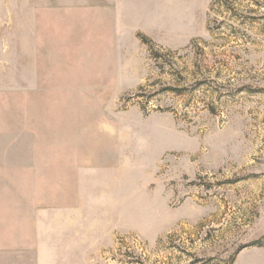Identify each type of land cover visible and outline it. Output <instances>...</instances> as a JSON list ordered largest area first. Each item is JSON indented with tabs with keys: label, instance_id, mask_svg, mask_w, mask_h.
Returning <instances> with one entry per match:
<instances>
[{
	"label": "rangeland",
	"instance_id": "rangeland-1",
	"mask_svg": "<svg viewBox=\"0 0 264 264\" xmlns=\"http://www.w3.org/2000/svg\"><path fill=\"white\" fill-rule=\"evenodd\" d=\"M0 264H264V0H0Z\"/></svg>",
	"mask_w": 264,
	"mask_h": 264
}]
</instances>
